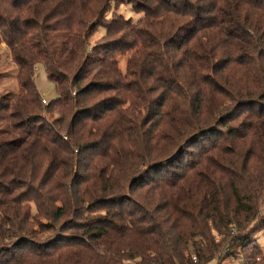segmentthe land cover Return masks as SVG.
Masks as SVG:
<instances>
[{"label":"trees","instance_id":"trees-1","mask_svg":"<svg viewBox=\"0 0 264 264\" xmlns=\"http://www.w3.org/2000/svg\"><path fill=\"white\" fill-rule=\"evenodd\" d=\"M1 42L0 264H219L264 231V0H0Z\"/></svg>","mask_w":264,"mask_h":264},{"label":"rangeland","instance_id":"rangeland-1","mask_svg":"<svg viewBox=\"0 0 264 264\" xmlns=\"http://www.w3.org/2000/svg\"><path fill=\"white\" fill-rule=\"evenodd\" d=\"M113 15H121L123 18L129 20L131 24L136 28L144 27L142 23H139L144 14L140 11L133 9L132 5L123 3L116 4L108 13L106 18H110ZM145 28V27H144ZM105 37V31L102 27H98L96 31L90 36L88 44L90 46L94 44H101ZM138 47V45H137ZM137 48H135L136 50ZM134 49H129L121 54L116 55L118 67L122 71V74H126V62L133 54ZM35 84L40 93L42 99L46 100V104L49 100L54 99L57 96V91L53 82L48 80L46 72L43 66L35 65ZM16 70V64L11 60L9 50L4 42L0 43V93L6 91H12L17 89V83L14 78V71ZM131 80V79H130ZM132 82V81H131ZM154 94L160 93L159 90L154 91ZM44 104V103H42ZM145 115V114H144ZM50 233V232H49ZM47 233V234H49ZM51 234V233H50ZM255 242L249 244L247 248H239V246H233L227 250L221 251L219 254L221 259L219 264H246L248 262L245 256L254 251H260V254L255 256L256 264H264V231L255 235ZM253 246H257L254 249ZM214 262V261H213Z\"/></svg>","mask_w":264,"mask_h":264},{"label":"built area","instance_id":"built-area-1","mask_svg":"<svg viewBox=\"0 0 264 264\" xmlns=\"http://www.w3.org/2000/svg\"><path fill=\"white\" fill-rule=\"evenodd\" d=\"M42 103L46 104V100L42 99ZM194 261H195V257H193Z\"/></svg>","mask_w":264,"mask_h":264}]
</instances>
